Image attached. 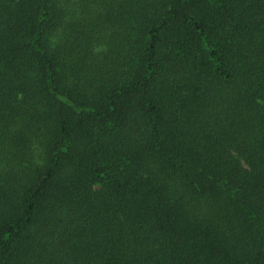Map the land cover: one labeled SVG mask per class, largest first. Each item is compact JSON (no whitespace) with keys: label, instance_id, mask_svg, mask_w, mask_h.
Returning a JSON list of instances; mask_svg holds the SVG:
<instances>
[{"label":"trees","instance_id":"16d2710c","mask_svg":"<svg viewBox=\"0 0 264 264\" xmlns=\"http://www.w3.org/2000/svg\"><path fill=\"white\" fill-rule=\"evenodd\" d=\"M0 264H264V0H0Z\"/></svg>","mask_w":264,"mask_h":264}]
</instances>
